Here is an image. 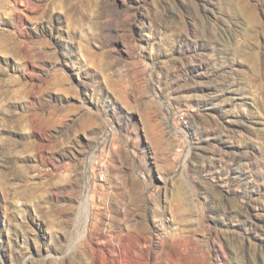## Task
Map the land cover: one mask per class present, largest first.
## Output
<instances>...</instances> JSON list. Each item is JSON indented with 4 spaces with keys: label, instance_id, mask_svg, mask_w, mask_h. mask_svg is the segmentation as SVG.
<instances>
[{
    "label": "rangeland",
    "instance_id": "rangeland-1",
    "mask_svg": "<svg viewBox=\"0 0 264 264\" xmlns=\"http://www.w3.org/2000/svg\"><path fill=\"white\" fill-rule=\"evenodd\" d=\"M124 262L264 264V0H0V264Z\"/></svg>",
    "mask_w": 264,
    "mask_h": 264
},
{
    "label": "bare ground",
    "instance_id": "bare-ground-1",
    "mask_svg": "<svg viewBox=\"0 0 264 264\" xmlns=\"http://www.w3.org/2000/svg\"><path fill=\"white\" fill-rule=\"evenodd\" d=\"M260 26V25H259ZM260 29V28H259ZM133 258V257H132ZM121 262H122V260H121ZM117 264V263H116ZM119 264V263H118ZM124 264H126L125 262H124Z\"/></svg>",
    "mask_w": 264,
    "mask_h": 264
}]
</instances>
